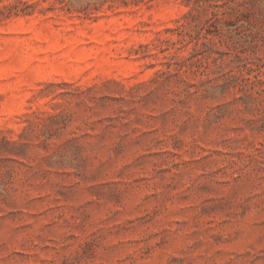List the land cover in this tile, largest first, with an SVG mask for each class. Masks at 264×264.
I'll return each instance as SVG.
<instances>
[{
  "label": "rangeland",
  "instance_id": "1",
  "mask_svg": "<svg viewBox=\"0 0 264 264\" xmlns=\"http://www.w3.org/2000/svg\"><path fill=\"white\" fill-rule=\"evenodd\" d=\"M186 3L181 23L175 0H0L19 264H264V0Z\"/></svg>",
  "mask_w": 264,
  "mask_h": 264
},
{
  "label": "clouds",
  "instance_id": "2",
  "mask_svg": "<svg viewBox=\"0 0 264 264\" xmlns=\"http://www.w3.org/2000/svg\"><path fill=\"white\" fill-rule=\"evenodd\" d=\"M158 3L159 0H156ZM177 6L181 9L179 16L176 18L180 20L181 23L185 21V18L192 13V7L190 4L186 3V0H175ZM182 18V19H181ZM39 113H37L38 115ZM34 119V117H32ZM244 120L252 119L251 115H244L242 117ZM25 128H22V132H24ZM251 130V134L249 132ZM69 131L75 135V132L69 129ZM254 131L251 128H243L242 134L248 135L249 140H254ZM51 143V141H50ZM43 155H47V153H42ZM248 244L250 247L245 248L247 252L252 254V257H256L258 255L264 256V245H257L254 241L249 240ZM21 245L13 239H9L8 237H0V264H19L21 257H19V253L22 251ZM159 253L160 256L167 258L172 257L170 260V264H191L192 261H196L198 264V259L195 257L192 251L189 249H183L178 246L172 247H164L161 246L159 249L155 250ZM145 264H149V262H145ZM150 264H160V260L153 256Z\"/></svg>",
  "mask_w": 264,
  "mask_h": 264
}]
</instances>
